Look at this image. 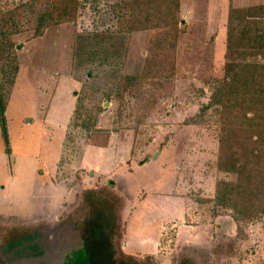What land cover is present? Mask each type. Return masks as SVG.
Masks as SVG:
<instances>
[{"label": "rangeland", "instance_id": "rangeland-1", "mask_svg": "<svg viewBox=\"0 0 264 264\" xmlns=\"http://www.w3.org/2000/svg\"><path fill=\"white\" fill-rule=\"evenodd\" d=\"M130 1L78 0L65 20L53 0H0V262L86 264L90 224L114 216L118 264H264V210L248 219L216 187L236 175L211 104L231 9L264 0H180L174 49Z\"/></svg>", "mask_w": 264, "mask_h": 264}, {"label": "trees", "instance_id": "trees-1", "mask_svg": "<svg viewBox=\"0 0 264 264\" xmlns=\"http://www.w3.org/2000/svg\"><path fill=\"white\" fill-rule=\"evenodd\" d=\"M130 3L134 17H145L147 22H161V26L166 28V35L170 37L169 33L172 34L173 39L166 38L169 40L166 42L174 49L179 36L176 19L180 0H131ZM77 5L78 0H53L51 8L55 15L69 20L71 17L75 19ZM262 10L264 5L231 9L225 78L211 98L212 105H221L218 169L236 175L235 181L218 182L216 187L226 190L234 200L237 211L248 219L264 210V64L245 61L241 50H253V55L264 50V28L253 29V16ZM136 23L130 22L133 31L146 28V25ZM169 25L174 27L173 32ZM164 44L162 41L161 45ZM149 61L154 63V69L165 70L174 66V62L162 64L155 58H148L147 63ZM124 79L129 85L132 76ZM2 123L3 135L8 142L6 123ZM111 219L114 221L108 220L104 224L103 219L96 218L97 222L90 224L93 235L89 238L92 240H88L89 261L86 264H118L112 242L114 235L108 233L110 225L117 226L114 216ZM129 259L132 261L119 264H146Z\"/></svg>", "mask_w": 264, "mask_h": 264}, {"label": "crops", "instance_id": "crops-1", "mask_svg": "<svg viewBox=\"0 0 264 264\" xmlns=\"http://www.w3.org/2000/svg\"><path fill=\"white\" fill-rule=\"evenodd\" d=\"M6 115H7V113H6ZM7 118V120H8V117H6ZM7 124H8V121H7ZM3 189V188H2ZM178 204H180V203H178ZM179 207V206H178ZM174 210V208H173V205H172V203H171V211H173ZM170 211V212H171ZM54 221V220H53ZM150 226V225H149ZM32 233H36V231H33ZM85 260H87V259H85ZM0 261L2 262V261H4V259H3V255H2V253H1V251H0ZM78 261V260H77ZM0 262V264H2ZM76 262V261H75ZM75 262H72L71 264H73V263H75ZM76 264H82V263H80V262H76Z\"/></svg>", "mask_w": 264, "mask_h": 264}, {"label": "water", "instance_id": "water-1", "mask_svg": "<svg viewBox=\"0 0 264 264\" xmlns=\"http://www.w3.org/2000/svg\"><path fill=\"white\" fill-rule=\"evenodd\" d=\"M67 228V227H66ZM65 228V229H66ZM32 238H35L34 236H32ZM79 238V237H78ZM26 239H29V238H26ZM79 240H81L80 238H79ZM25 241H28V240H25ZM30 241V240H29ZM81 251H83L84 253H87L86 252V246H84V245H82V247H81V249H80ZM78 251H79V249H78ZM88 254V253H87ZM78 258H79V256H77ZM76 257V258H77ZM76 259V260H73V262H75V261H77V260H79V259ZM86 258V257H85ZM82 259V258H81ZM86 259H89V254L87 255V258ZM69 263H72L71 261L70 262H67V264H69Z\"/></svg>", "mask_w": 264, "mask_h": 264}]
</instances>
